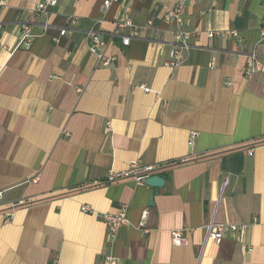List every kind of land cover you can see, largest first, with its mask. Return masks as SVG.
I'll list each match as a JSON object with an SVG mask.
<instances>
[{
  "label": "crops",
  "instance_id": "obj_1",
  "mask_svg": "<svg viewBox=\"0 0 264 264\" xmlns=\"http://www.w3.org/2000/svg\"><path fill=\"white\" fill-rule=\"evenodd\" d=\"M39 1L0 0V264H264V71L243 76L254 45L264 64V0L190 1L179 23L165 16L176 0H60L46 18ZM123 14L150 24L127 46ZM89 27L111 64L89 51ZM176 29L194 33L170 67ZM133 162L164 179L152 205L145 183L105 181ZM123 208L110 238L97 215ZM211 220L239 229L216 243Z\"/></svg>",
  "mask_w": 264,
  "mask_h": 264
},
{
  "label": "built area",
  "instance_id": "obj_2",
  "mask_svg": "<svg viewBox=\"0 0 264 264\" xmlns=\"http://www.w3.org/2000/svg\"><path fill=\"white\" fill-rule=\"evenodd\" d=\"M60 0H41L35 6V13L38 15H43L45 18L50 13V8H53L58 5ZM117 0H104L103 8L107 9L112 2ZM195 1L200 2L201 0H176L175 4L172 8L167 9L166 17L175 23H179L183 18V14L185 12V8L188 2ZM77 0H75V3ZM2 2H0L1 4ZM79 20L76 16H70L67 19L66 26L60 30V34L64 35L67 31L75 27L78 24ZM117 28L122 30L124 28H130L131 32L128 35H122L121 41L122 44L127 46L131 40V38H137L139 35V31L142 28L148 27L149 23L145 26L136 25L132 19L123 14L121 18L116 20L115 22ZM48 22L45 20L43 24L40 25V29L42 33L46 32L48 29ZM194 32L182 29L175 30V46L171 48L169 52V59L166 62L167 66L176 67L180 65L184 60L185 56L190 49L189 39ZM209 38H213L214 36H227V37H237V32L235 30H208L206 32ZM34 35L31 33V28L28 24H22L21 26V38L19 45H24L28 48L31 44L32 38ZM85 41L89 51L96 57V60L103 66H107L111 64L115 58L114 56H108L104 53V48L106 45V41L101 36L100 32L95 30L92 27H89L85 31ZM260 42L264 41V25L260 29ZM247 64L243 68V76L246 79L252 78L257 73H262L264 71V64L261 60V57L256 51V45H254L250 51L245 53ZM145 91H148L147 87H143ZM191 143V142H190ZM248 153L251 154V149L248 150ZM156 166L148 165L142 166L139 162L131 163L125 170L119 172H109L105 178L106 182H116L126 179H133L138 183H144L145 178L152 175L156 170ZM94 183H97L96 181ZM227 184V180L223 181V185ZM21 203V201H20ZM81 210L85 213H92L93 211L88 205H82ZM147 215V210H143L141 213V218L139 221V226L144 225V221ZM98 218L102 219L106 224L110 238H113L118 229L128 222V218L126 215V211L123 208L117 214L103 213L98 214ZM239 229V226L236 224H226L217 222L215 220H211L209 223L205 225V230L207 232V238L213 239L216 243H220L222 238L228 232H235ZM170 240L173 246H181L184 245L187 241V236L185 234V230H172L170 232ZM104 264H118L117 259L113 255H106L104 258Z\"/></svg>",
  "mask_w": 264,
  "mask_h": 264
},
{
  "label": "water",
  "instance_id": "obj_3",
  "mask_svg": "<svg viewBox=\"0 0 264 264\" xmlns=\"http://www.w3.org/2000/svg\"><path fill=\"white\" fill-rule=\"evenodd\" d=\"M144 183L152 188L149 194L148 205H152V199L156 188L161 187L164 184V179L158 174H152L145 178Z\"/></svg>",
  "mask_w": 264,
  "mask_h": 264
}]
</instances>
